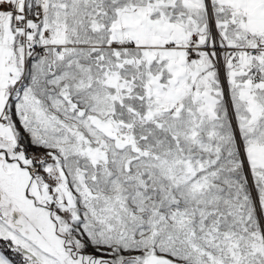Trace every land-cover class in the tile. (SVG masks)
Returning a JSON list of instances; mask_svg holds the SVG:
<instances>
[{
  "label": "snow or ice",
  "instance_id": "6c2138e0",
  "mask_svg": "<svg viewBox=\"0 0 264 264\" xmlns=\"http://www.w3.org/2000/svg\"><path fill=\"white\" fill-rule=\"evenodd\" d=\"M0 264H264V0H0Z\"/></svg>",
  "mask_w": 264,
  "mask_h": 264
}]
</instances>
